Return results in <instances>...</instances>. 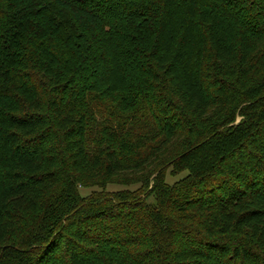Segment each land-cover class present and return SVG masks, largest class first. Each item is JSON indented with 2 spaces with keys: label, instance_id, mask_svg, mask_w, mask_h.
<instances>
[{
  "label": "trees",
  "instance_id": "16d2710c",
  "mask_svg": "<svg viewBox=\"0 0 264 264\" xmlns=\"http://www.w3.org/2000/svg\"><path fill=\"white\" fill-rule=\"evenodd\" d=\"M0 264H264V0H0Z\"/></svg>",
  "mask_w": 264,
  "mask_h": 264
},
{
  "label": "rangeland",
  "instance_id": "374dc122",
  "mask_svg": "<svg viewBox=\"0 0 264 264\" xmlns=\"http://www.w3.org/2000/svg\"><path fill=\"white\" fill-rule=\"evenodd\" d=\"M185 175V172H182L176 176H169L167 173L164 177V182L168 185L172 184L173 182L179 180L180 178H182ZM136 188L135 187H123V186H118V185H107L105 190L107 192H114V191H118V190H124V189H128V190H134ZM94 188H88V189H80L79 191V195L81 197H84L86 195H88L91 191H93ZM149 201L151 200L150 198L148 199Z\"/></svg>",
  "mask_w": 264,
  "mask_h": 264
}]
</instances>
